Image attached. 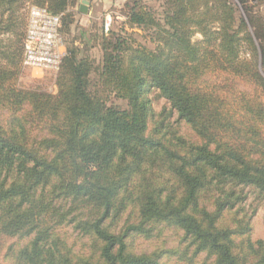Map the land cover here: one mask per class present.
I'll return each instance as SVG.
<instances>
[{"label": "trees", "instance_id": "obj_1", "mask_svg": "<svg viewBox=\"0 0 264 264\" xmlns=\"http://www.w3.org/2000/svg\"><path fill=\"white\" fill-rule=\"evenodd\" d=\"M72 1L0 0V264H264L251 234L264 210V10L238 0L236 24L227 0H165L159 18L129 0L126 23L153 28V48L101 30L99 60L66 48L54 93L18 86L21 10L45 6L67 32Z\"/></svg>", "mask_w": 264, "mask_h": 264}, {"label": "rangeland", "instance_id": "obj_2", "mask_svg": "<svg viewBox=\"0 0 264 264\" xmlns=\"http://www.w3.org/2000/svg\"><path fill=\"white\" fill-rule=\"evenodd\" d=\"M80 1L81 0H73L72 4L67 9V12L70 14L68 20H71V23L69 24L68 27L69 29L67 32H63V31L60 32L61 41H62L61 48H62L63 56L66 53V48L74 44L78 47H81L82 50L84 48H87L89 56L96 60H99L101 56L100 32L101 30H103L104 32L106 29L104 27V22L106 19L110 20V24L107 29L113 30L114 32H118L121 27H124L128 32H133L132 36L137 42L150 48L154 47L155 42H154L153 28L150 29L149 28L142 29L137 27L130 28L129 24L126 23L127 22L126 3L130 2L129 0L125 2L119 1V3L116 6L114 5L107 6V4L106 6H104L103 3L99 0H93L91 4L89 1V3L87 4L86 13H82L78 10ZM142 1L144 5H146V7L150 8L155 13L156 18L160 17V13L163 7L165 6L164 4L165 0H142ZM227 1L234 9L233 16L235 18L234 20L236 21L235 22L236 24L238 23V18H240V16L247 19L243 7L238 0H227ZM248 4L251 5L254 10H264V0H248ZM30 5H26L21 10L22 12L21 18H23L24 21L26 20L28 8L30 7ZM248 28L252 30V28L249 25ZM199 38H200V34H194L192 36L193 40H197ZM87 39L89 40V42L87 43L86 46L83 42L84 40ZM2 40L7 45L11 46V48L13 47L15 48L14 43L11 42L15 40L14 37L5 36L2 37ZM17 68L19 69V71L16 74V81L18 86L25 88H39L44 91H48L52 93L56 91V87H55V77L57 73L56 71L27 67L23 65L22 61L18 63ZM235 87L238 90L248 88V86L245 85V83L240 80L235 81ZM111 101L118 105L124 104L123 101L118 99H112ZM152 104L155 111H160L163 107L166 108L168 107L167 101L164 100L163 98L157 99ZM173 119H176L175 113L173 114ZM178 123L181 122L178 121ZM179 128L183 134L189 133L185 125L180 124ZM249 204H251V206L257 205V203H255V201L252 200L251 196L247 198L246 201L247 208L249 207ZM248 212L250 213L251 211ZM263 217H264L263 206L257 205L255 212L251 218V226H252L251 234L253 239L255 238L264 239ZM65 229L71 232V229L69 227H66ZM137 246L147 247L148 245L147 243H145V241L139 239L137 240Z\"/></svg>", "mask_w": 264, "mask_h": 264}, {"label": "built area", "instance_id": "obj_3", "mask_svg": "<svg viewBox=\"0 0 264 264\" xmlns=\"http://www.w3.org/2000/svg\"><path fill=\"white\" fill-rule=\"evenodd\" d=\"M110 20L106 19L107 29ZM60 15L50 12L46 7L30 5L27 13L22 63L24 66L57 71L62 53L60 34Z\"/></svg>", "mask_w": 264, "mask_h": 264}, {"label": "crops", "instance_id": "obj_4", "mask_svg": "<svg viewBox=\"0 0 264 264\" xmlns=\"http://www.w3.org/2000/svg\"><path fill=\"white\" fill-rule=\"evenodd\" d=\"M99 1H101L102 3H103V5L104 6H106V4H107V6L108 5H114V6H116L118 3H119V1H122V2H125V1H128V0H99ZM93 2V0H90V4ZM103 10H106V9H103ZM102 10V11H103ZM105 12V11H104Z\"/></svg>", "mask_w": 264, "mask_h": 264}, {"label": "water", "instance_id": "obj_5", "mask_svg": "<svg viewBox=\"0 0 264 264\" xmlns=\"http://www.w3.org/2000/svg\"><path fill=\"white\" fill-rule=\"evenodd\" d=\"M90 0H81L80 4L78 6V10L82 13L87 12V4L89 3Z\"/></svg>", "mask_w": 264, "mask_h": 264}]
</instances>
